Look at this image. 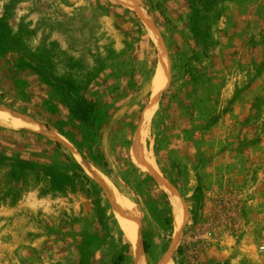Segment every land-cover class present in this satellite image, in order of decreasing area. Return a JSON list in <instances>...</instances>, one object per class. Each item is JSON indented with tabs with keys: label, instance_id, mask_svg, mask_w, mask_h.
Returning <instances> with one entry per match:
<instances>
[{
	"label": "rangeland",
	"instance_id": "1",
	"mask_svg": "<svg viewBox=\"0 0 264 264\" xmlns=\"http://www.w3.org/2000/svg\"><path fill=\"white\" fill-rule=\"evenodd\" d=\"M128 3L0 0V264H264V0Z\"/></svg>",
	"mask_w": 264,
	"mask_h": 264
},
{
	"label": "bare ground",
	"instance_id": "2",
	"mask_svg": "<svg viewBox=\"0 0 264 264\" xmlns=\"http://www.w3.org/2000/svg\"><path fill=\"white\" fill-rule=\"evenodd\" d=\"M120 1H122L126 4H129L128 0H120ZM157 44H158V47L160 48V60H161L158 77L165 78L167 75L168 60H167V57L165 55L163 45L161 44L159 39H158ZM161 89H162V85L160 86V84L156 83V88L154 90V94L159 92V90H161ZM0 123L9 125V126L14 127V128H28L31 130H39L37 125L32 123L29 119H27L23 116L14 114V113L5 112L3 110L2 111L0 110ZM136 156L137 155L134 156L135 159L137 158ZM137 159H139V158H137ZM145 169L152 170L151 168H145ZM167 191H168L170 202H171L172 209H173L174 230H175L174 246H176L180 240V237H181V229H182L183 224H184L186 212H185L183 203H182L180 197L178 196V194L176 192H174L170 187L167 188ZM131 210L132 209L129 205L122 202V207H120V209L118 210V216L120 218V221L123 224V229H124L127 237L129 238V240L132 243L133 263L134 264H145V262H144L145 253L143 251L142 242L140 239V235L137 232L138 230L136 229L137 226H135L136 224L133 222L134 220L137 221V219H136V217L134 218V216H133L135 213L133 215L129 214V211L131 213L134 212ZM126 215H128V216L130 215V216L127 217ZM165 263L166 262L161 263V264H165Z\"/></svg>",
	"mask_w": 264,
	"mask_h": 264
},
{
	"label": "trees",
	"instance_id": "3",
	"mask_svg": "<svg viewBox=\"0 0 264 264\" xmlns=\"http://www.w3.org/2000/svg\"><path fill=\"white\" fill-rule=\"evenodd\" d=\"M139 1H140V3L142 5H144L145 7H148V13L150 15L154 16V14H153V12H151V10H157V11H159V14L161 15L162 12H161V10H159L158 4H153L154 0H139ZM15 92H17V90H15ZM49 108H46L44 113H45V117L47 119H49L47 125L48 126H52V124H55L56 122H58V118L54 116L53 110H49ZM70 125H72V124L68 123V126H70ZM72 127L73 128H69V136L71 138L74 137V135H75L74 131H76V129H77V127L74 126V125ZM106 166H107L106 162H102V167L105 168ZM159 167L162 170V173L164 174V176L166 178H168L169 177V173L167 171L163 170L161 166H159ZM164 202L166 203V205H168V200L166 198L164 199ZM167 211L169 212L168 208H167ZM148 249H149L148 241L147 240H143V250H144V252L147 253ZM123 260H124V256H123V254H120L118 256L117 260H115L111 264H122Z\"/></svg>",
	"mask_w": 264,
	"mask_h": 264
},
{
	"label": "built area",
	"instance_id": "4",
	"mask_svg": "<svg viewBox=\"0 0 264 264\" xmlns=\"http://www.w3.org/2000/svg\"><path fill=\"white\" fill-rule=\"evenodd\" d=\"M260 253H264V244H261L258 248Z\"/></svg>",
	"mask_w": 264,
	"mask_h": 264
}]
</instances>
